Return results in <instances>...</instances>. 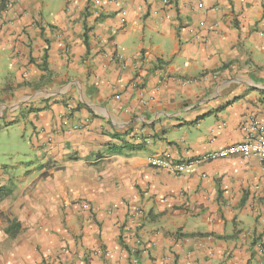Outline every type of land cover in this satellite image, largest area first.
<instances>
[{
  "label": "crops",
  "instance_id": "0c3cea01",
  "mask_svg": "<svg viewBox=\"0 0 264 264\" xmlns=\"http://www.w3.org/2000/svg\"><path fill=\"white\" fill-rule=\"evenodd\" d=\"M3 1L0 264H264V0Z\"/></svg>",
  "mask_w": 264,
  "mask_h": 264
},
{
  "label": "built area",
  "instance_id": "2783aa9c",
  "mask_svg": "<svg viewBox=\"0 0 264 264\" xmlns=\"http://www.w3.org/2000/svg\"><path fill=\"white\" fill-rule=\"evenodd\" d=\"M163 3L166 4L167 2L164 1ZM122 15L125 14L123 13ZM72 129L75 131L78 129V127L76 126ZM242 129L245 131V138L240 143L224 147L211 153H207L201 157L187 162L173 163L166 157H150L148 159V165L151 168L157 170H164L173 175H179L191 165L206 163L228 157H240L243 159L254 157L260 162L264 163V136L260 133L252 134V132L256 129L260 130L259 125H257V123L255 122H252L249 125L245 124ZM258 247L260 248V245ZM99 253L106 257L109 256V253L107 251H99Z\"/></svg>",
  "mask_w": 264,
  "mask_h": 264
},
{
  "label": "rangeland",
  "instance_id": "374dc122",
  "mask_svg": "<svg viewBox=\"0 0 264 264\" xmlns=\"http://www.w3.org/2000/svg\"><path fill=\"white\" fill-rule=\"evenodd\" d=\"M11 131V130H10ZM14 131V130H13ZM13 133L14 132H9V134H4L5 136H8V137H10V138H15L14 136H13ZM11 140V139H10ZM7 162L8 161H12V162H14L16 159H15V155H14V153L13 152H11L7 157H6V159H5Z\"/></svg>",
  "mask_w": 264,
  "mask_h": 264
},
{
  "label": "trees",
  "instance_id": "16d2710c",
  "mask_svg": "<svg viewBox=\"0 0 264 264\" xmlns=\"http://www.w3.org/2000/svg\"><path fill=\"white\" fill-rule=\"evenodd\" d=\"M5 3H4V1L1 3V5H0V11H2L4 8H5V5H4Z\"/></svg>",
  "mask_w": 264,
  "mask_h": 264
}]
</instances>
